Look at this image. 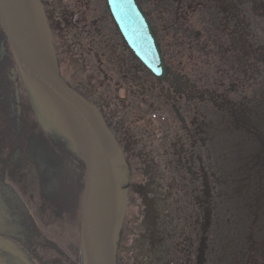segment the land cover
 <instances>
[{"label": "flooded vegetation", "instance_id": "obj_1", "mask_svg": "<svg viewBox=\"0 0 264 264\" xmlns=\"http://www.w3.org/2000/svg\"><path fill=\"white\" fill-rule=\"evenodd\" d=\"M142 5L156 32L169 69L167 79L161 83L147 75L157 85L164 84L165 88L174 92L171 103L183 122L177 115L176 118L183 126L190 121L194 136L190 137L189 157L182 158V154L179 155L173 171L180 175L182 170L186 173L185 177L175 173L179 182L180 177H183L190 186L197 189L201 185L205 188L204 197L200 201L195 198L192 221H186L183 228L180 225L178 230H172L173 233L165 235L162 231V224H169V220L165 222L162 219V214H147L149 240L156 246V242L164 243L165 239L171 238L174 246L171 250L179 257L176 264H264V0H145ZM58 24L54 23L60 36L63 30ZM201 28L204 34L200 32ZM172 54L174 57H171ZM62 56L67 55L62 53ZM59 60L63 64L64 58ZM202 65L203 72L197 73ZM137 67V71L142 69L139 64ZM212 68L215 74H211ZM132 70V67L129 71L126 68V75ZM70 72L69 69L68 76ZM10 74L8 80L0 79V114H4L8 128L6 133L0 126V239L3 241L0 244V264H58L50 261V253L59 254L63 251L62 246L55 251L53 244L56 241L64 244L61 239L63 232L60 231L62 223L58 226L53 223V229L56 226L59 228L56 235L47 230L46 243H34L24 222L29 212L27 205L34 208L36 216L38 207L51 211L58 219L64 215L68 217L71 212L77 213L81 208L85 168L81 161H71L67 151L65 157V149L58 152L60 160L51 158L52 151L42 144V139L35 134V127H31V124L33 118L43 133L53 130V116L39 105L24 85L25 92L21 94L20 78ZM221 78L230 80L226 81L227 85L231 84L230 88L227 92H214L211 89L214 85L224 87L220 83ZM219 103L221 106H218ZM94 105L121 147L124 160L130 162L137 156L130 135L125 136L120 132L119 123L114 120L110 123V118L101 107ZM152 107L161 108L158 105ZM230 117L234 125V122H226ZM213 119L218 122L215 126ZM240 133L245 136V140L239 138ZM26 134L29 136L25 148L29 149L28 155L41 170L38 176L39 194L43 195L41 207L39 205L37 208L24 195L34 193L22 187L12 188L6 175L8 161H11L9 151L13 149L11 153H14L19 150ZM231 135L237 137L231 139ZM177 136L182 139L181 134ZM217 144L222 146L224 152L222 165L213 162ZM199 148L206 150L205 163L203 158L198 159ZM198 161L202 162L201 169L195 171ZM147 167L151 165L148 163ZM215 168L220 171L218 181H214ZM151 173L149 168V175ZM234 174L240 178V187L235 192L239 199L236 219L234 215L228 217L230 210L225 205L219 207L221 204L213 200L212 190L213 183L216 189L217 183L223 187L226 179ZM70 177L71 188L66 181ZM63 183L66 187L62 191ZM63 193L68 194L66 199ZM152 193L156 194L154 190L148 192ZM219 194L225 198V203L233 199L226 197L223 190ZM217 209L219 211L215 212ZM203 210L205 218L199 222L198 217ZM231 214H235V211ZM70 252L77 264H83L80 245L78 249H70ZM200 252L202 260H199Z\"/></svg>", "mask_w": 264, "mask_h": 264}, {"label": "rangeland", "instance_id": "obj_2", "mask_svg": "<svg viewBox=\"0 0 264 264\" xmlns=\"http://www.w3.org/2000/svg\"><path fill=\"white\" fill-rule=\"evenodd\" d=\"M41 1L44 5L46 16L52 18L49 24H51L53 47L57 49V44L61 45V53L67 55L63 57L67 62L64 61L60 65L64 78L92 103L98 104L107 117L110 118V123L113 120L117 121L120 132H123L125 136L130 135V140L135 143L134 151L137 156L130 162L126 161L128 176H123L121 223H124L127 203L128 209L125 227L120 233L117 242V259L120 260L118 264H171V262L176 264L179 261V257H177L176 253L173 254L171 250L174 248L171 238L165 239L164 243L156 242V246L151 244L148 237L150 231L146 224V217L149 214L152 215V212L153 214H162V219H165V222L166 219L169 220L168 226L162 224V231L165 232V235L169 234L174 229L178 230L180 225L183 228V224H187L186 221H192L195 212L193 210L195 200L200 201L205 195L203 186H197V189L190 186L183 178L186 176L183 170L181 175L177 171H173L179 155L182 154V158L190 155V137L193 136L190 129V121L183 126L176 118L173 103H171V99L175 96L172 90L169 91L168 87H164V84H158V86L144 69H138L137 71V68H139L137 67L138 63L132 59L129 51L124 47L110 18L105 0ZM138 1L143 7L142 4L145 0ZM219 15L222 17L221 13ZM70 19L71 22H69ZM57 20L61 21V29L63 30L60 36L55 33L56 26L54 23L59 22ZM215 20L217 19L215 18ZM157 30L160 32L159 29ZM199 30L204 34L202 28ZM216 35L214 34V36ZM218 35L220 36L221 34L218 33ZM3 38L0 34V79L5 78L8 80L11 78L10 72L14 68V63ZM158 38L160 39V36ZM171 53H173V50ZM171 57H174V54ZM175 59H172V61ZM131 67L133 68L132 72L126 75V68L129 71ZM203 67L202 65L197 70V73L203 72ZM69 69L72 72L68 76L67 71ZM212 70L213 68L211 69V74H215ZM221 81L220 83L224 87L214 85L211 87L214 92H227L230 88L231 84L227 85L226 83V81L230 82L228 78H226V81L221 78ZM19 86L21 94L24 95L23 84L21 83ZM159 87H162V92ZM152 105H158L161 108L156 109ZM218 106H221V103ZM215 115L217 114L215 113ZM5 120L4 114L1 113L0 126H3L4 131L7 133L8 128ZM230 121L232 124L234 122L233 118L231 119L230 117L226 120L228 123ZM217 123V119H215L214 126ZM27 127L26 129L28 130ZM31 127H35V134H38L39 139H42V144L52 151L51 155L53 157L54 155L58 156L57 154L62 147L66 148L63 136L59 134L53 135L50 133L51 131L43 133L33 118ZM53 130L55 131V129ZM209 132L210 130H208ZM177 134H181L182 139ZM28 136V134L24 135V142L19 146V150L14 153H11L13 149L9 151L11 154L9 160L11 161H8L9 165L7 166L6 175L7 181L12 188L22 187L24 190L34 193L24 195L37 208L39 205L41 207V196L43 195L39 194L41 189L38 176L41 170L39 171L37 162L28 155L29 149L25 148ZM238 136L241 140H245V136L242 133ZM236 137L231 135V139ZM215 147L213 162L217 165H222L221 163L225 158L222 146L217 144ZM4 149L7 152L5 147ZM197 152L198 159L199 157L203 158L205 163L204 155L206 150L199 148ZM65 156H67L66 152ZM148 159H150L148 163L151 165L149 167L152 172L151 175H149V168L147 167ZM201 165L202 162L198 161L195 171L201 169ZM216 169L214 181H218L217 177L220 176V171ZM175 173L183 176L180 177V182L179 177H176ZM66 179L67 184L71 188L72 178ZM239 179L234 174L226 179V184L223 187L220 183H217L216 189L214 183L212 184L213 200L221 204L219 207L225 205V208L230 210L228 217L234 215L235 219L237 217L236 208L239 206V199L237 193H235L238 192L240 187ZM65 187L63 183L62 191ZM153 190L156 194H148V192ZM222 190L227 194L226 197L233 199L225 203V198H221V194H219ZM67 196L68 194L63 193L64 199ZM27 206L29 212L24 222L26 223V230L30 233L34 243H46L45 235L47 230L53 231L56 235V231H59L57 226L61 222L62 230L60 231L63 232L61 239L64 244H60L58 241L53 244L55 251L59 250L58 247L60 246H62L63 251L59 254L57 252L50 253V261L58 264H77V260L70 252V249L79 248V240L77 241V238L80 228V208L77 213L71 212L68 217L64 215L63 218L58 219L51 211L42 207H38L36 216L34 215V208ZM148 207H150L149 210ZM218 211L219 209L215 212ZM233 211H235V214H231ZM204 218L205 212L203 210L199 214V222L204 221ZM53 223L57 225L54 229L52 228ZM176 223H178L177 227H175ZM43 227L46 229L45 231ZM186 233L189 234V231H186ZM161 237L163 238V235Z\"/></svg>", "mask_w": 264, "mask_h": 264}, {"label": "water", "instance_id": "obj_3", "mask_svg": "<svg viewBox=\"0 0 264 264\" xmlns=\"http://www.w3.org/2000/svg\"><path fill=\"white\" fill-rule=\"evenodd\" d=\"M105 2L132 57L152 78L165 81L169 69L138 1ZM0 29L15 64L11 73L53 116L56 132H49L63 136L66 151L78 152L85 167L79 229L83 264H116L119 232L128 209L127 203L121 223L123 176H128L123 151L96 106L62 78L41 0H0Z\"/></svg>", "mask_w": 264, "mask_h": 264}, {"label": "trees", "instance_id": "obj_4", "mask_svg": "<svg viewBox=\"0 0 264 264\" xmlns=\"http://www.w3.org/2000/svg\"><path fill=\"white\" fill-rule=\"evenodd\" d=\"M69 22H71V19L69 20ZM58 23V22H57ZM58 25H60V22H59V24ZM55 31H58V28L57 27H55ZM0 34L4 37V34L2 33V31H1V29H0ZM72 155V154H71ZM72 157H73V155H72ZM76 159H78V157L76 156ZM79 160V159H78Z\"/></svg>", "mask_w": 264, "mask_h": 264}, {"label": "bare ground", "instance_id": "obj_5", "mask_svg": "<svg viewBox=\"0 0 264 264\" xmlns=\"http://www.w3.org/2000/svg\"><path fill=\"white\" fill-rule=\"evenodd\" d=\"M105 120V119H104Z\"/></svg>", "mask_w": 264, "mask_h": 264}]
</instances>
